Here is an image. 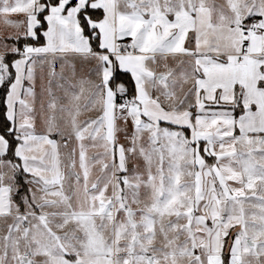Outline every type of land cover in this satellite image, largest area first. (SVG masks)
I'll return each instance as SVG.
<instances>
[{"label":"snow or ice","instance_id":"1","mask_svg":"<svg viewBox=\"0 0 264 264\" xmlns=\"http://www.w3.org/2000/svg\"><path fill=\"white\" fill-rule=\"evenodd\" d=\"M0 18L15 29L0 51V264H264V0H0ZM75 60L97 81L61 109L79 144L69 185L56 117L38 133L35 104L37 65L54 112ZM85 83L97 114L78 122ZM88 139L103 142L93 164Z\"/></svg>","mask_w":264,"mask_h":264},{"label":"crops","instance_id":"2","mask_svg":"<svg viewBox=\"0 0 264 264\" xmlns=\"http://www.w3.org/2000/svg\"><path fill=\"white\" fill-rule=\"evenodd\" d=\"M12 19H17L18 17L13 15L11 17ZM15 33V29L10 27V26H6L3 23V19L0 18V51H4L3 48V44L6 41V38ZM7 43L12 44V41H7ZM12 55V54H9ZM61 61L57 60L56 62V72L60 73L61 72ZM72 63H75V76L72 75V68L69 65H65L64 69H63V75L66 78V80H59L60 83L64 84V89H59L55 86V82L53 84V92L54 95L56 97V101H57V108L54 112H50L47 108V104L49 101V97L47 96V94L44 95H40V75H41V70H40V66L39 64L37 65V100H36V104H35V108H36V125H37V132H42L44 131V124H43V119L45 116L47 115H55L56 117V122L57 124L60 126V134H53L54 139L57 140L58 144L60 145L59 151L61 153V159L63 161L62 158V150L64 144H65V138L67 136V134L65 133V131L61 128L65 127L64 125L66 123H64L63 121L67 118V113L68 111L64 110L62 111L61 109H67L69 107H71V94L73 92L78 93L79 89H80V80L83 78L85 80H92V81H97V78L95 77V75H89V66L86 64H82L80 61L75 60L72 61ZM48 65L45 64L43 66V73L45 76V83L47 82V72H48ZM57 79H59L57 77ZM72 85H74L75 87H72ZM84 88L85 91L81 97V100L79 101L80 105L82 106V113L84 112L83 110V105L87 102V98L91 96L92 92L94 91V88H92L91 85L85 83L84 84ZM65 89L67 90V94L65 92ZM41 102H43L44 104V109L43 112L41 111ZM95 112V111H93ZM96 112L94 113L92 118H95L96 116ZM90 119V118H89ZM84 120L87 119H83L81 122H83ZM119 123V122H118ZM131 128V123H129V127ZM69 145V142H67V146ZM107 162V161H106ZM63 170H64V163L62 165ZM100 167V165H99ZM4 171H7V169H2ZM65 171V170H64ZM66 174V172H65ZM1 223L7 224V223H11V220H8L7 223L3 220L0 219Z\"/></svg>","mask_w":264,"mask_h":264},{"label":"rangeland","instance_id":"3","mask_svg":"<svg viewBox=\"0 0 264 264\" xmlns=\"http://www.w3.org/2000/svg\"><path fill=\"white\" fill-rule=\"evenodd\" d=\"M94 113L95 112H93V111L84 110V112L83 113L81 112V114L77 117L78 122H81L83 119L92 118ZM66 115H67V118L63 121L64 123H66L64 125L65 127L61 128V129H63L65 131V133L67 134V136H66L67 139H65L66 140L65 142H69V145L67 147H63L62 158H63L64 170L66 172V175L70 176L68 184L71 185L74 181V177H71V173L73 171L80 172L81 170L79 169V144L76 141L74 133H73L72 128H71V123H70L71 117H70L69 113H67ZM131 131H132V128H128L129 134L131 133ZM120 142L121 143H127V141L124 140L123 134H120ZM84 143L88 148L87 154L90 158V160H89L90 164H93L94 159H96V158H104V149H103V147L99 146L100 144L103 143L102 141L93 142L92 140L88 139V140H85ZM93 143H96L97 146L93 147L92 146ZM74 149H75V153H74V155H71L73 153ZM70 159H75V161H76L77 166L74 170L67 167V165L70 163ZM136 163H140L142 165L143 162L138 161L135 158L130 157L129 164H128L129 169H131L133 167V165ZM104 175H106V173H102L99 165L96 164L92 168V174L90 176V182L95 181L98 177H103ZM68 191H69V194H71L70 188L68 189ZM6 227H7V224L0 222V235L3 234Z\"/></svg>","mask_w":264,"mask_h":264},{"label":"trees","instance_id":"4","mask_svg":"<svg viewBox=\"0 0 264 264\" xmlns=\"http://www.w3.org/2000/svg\"><path fill=\"white\" fill-rule=\"evenodd\" d=\"M43 39L40 40L39 44H37L35 41H31L29 40L28 43H31V44H34L35 46H40V44H43ZM24 44V41L21 40L18 44V46L22 47ZM7 59L8 60H12L13 59V55H8L7 56ZM122 79H124V81L127 83L128 82V78L125 76V77H122ZM3 98H4V90L3 89H0V119L3 118V113H4V103H3ZM11 158V157H9ZM14 162H18V161H14ZM27 188V186L25 185V189Z\"/></svg>","mask_w":264,"mask_h":264}]
</instances>
